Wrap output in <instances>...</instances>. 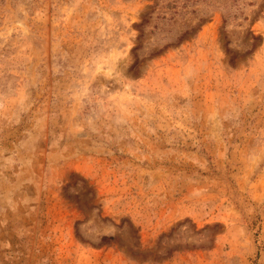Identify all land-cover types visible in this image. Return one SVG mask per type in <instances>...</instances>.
Instances as JSON below:
<instances>
[{
	"label": "rangeland",
	"instance_id": "rangeland-1",
	"mask_svg": "<svg viewBox=\"0 0 264 264\" xmlns=\"http://www.w3.org/2000/svg\"><path fill=\"white\" fill-rule=\"evenodd\" d=\"M0 264H264V0H0Z\"/></svg>",
	"mask_w": 264,
	"mask_h": 264
}]
</instances>
